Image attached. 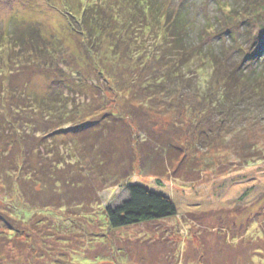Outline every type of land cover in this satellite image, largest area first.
Instances as JSON below:
<instances>
[{
	"label": "rangeland",
	"instance_id": "rangeland-1",
	"mask_svg": "<svg viewBox=\"0 0 264 264\" xmlns=\"http://www.w3.org/2000/svg\"><path fill=\"white\" fill-rule=\"evenodd\" d=\"M108 1L0 0V34L7 31L12 36L10 56L13 60L24 52L35 53L31 46L24 49L20 43L15 45L22 31L34 32L39 27L43 37L31 42L36 49L49 40L56 46L55 58L48 63L42 65L35 60L25 66L11 65L6 87L12 91L10 99L15 105L11 106L12 111H4V115L12 116L19 133L24 130L19 115L23 108L18 103L23 92L28 96L41 90L51 97L53 92L62 95L67 89L73 92L87 86L107 88L109 76L134 78L145 86L129 93L122 87L121 91L125 100L121 99L120 109L133 107L132 110L139 113L138 120L121 115L124 121L116 119L118 127L114 125L105 131L106 137H110L111 131L116 132L115 141L120 144V150L111 152L113 157L123 152L126 158L136 160L134 169L128 170L130 176L123 177L124 167L115 164L114 177L108 175V182L103 179L106 176L103 169L90 172L94 175L98 171L102 177L100 187L96 183L92 185L91 178L87 181L91 186L85 184L88 187L82 189L84 192L76 186L79 183L68 185L64 190L66 194L87 200L88 209L95 202L90 203L89 198L96 200L97 214L71 210L69 213L76 216L67 217L66 211L55 209L49 202L52 207L48 206L44 213H40L42 207L34 208L36 212L39 210V219L31 213L25 226L14 222L18 231L1 228L0 264H264V103L238 104L236 96L231 95L226 97L227 101L230 99L227 103L214 105L217 98L213 95L222 82L221 76H227L235 66L248 71V84L264 82V48L260 50L257 45L264 41V20H258L260 13L255 10V6L263 5L261 0L256 3L255 0H167L176 5L171 14L175 13L182 20L178 22L183 29L187 28L190 39L194 40V49H201L202 58L194 64L195 73L193 68L176 66V79L169 74L172 76L163 85H157L154 76L158 71L169 72L172 66L153 62L152 54L159 47L148 40L151 35L138 39L136 43L143 44L140 46L120 40L121 32L104 37L111 34L106 28ZM215 2L227 7L229 18L218 13ZM94 5L97 8L93 10ZM82 9L83 12L90 9L88 17L93 23H81ZM247 16L254 26L243 23ZM71 17L79 19V25H70L71 20L67 18ZM261 17L264 19V14ZM81 24L88 34L82 33ZM226 31H234V35ZM56 39H64L70 50H78L79 57L56 45ZM239 45L243 47L242 55L238 53ZM111 50L121 58L115 63V57L109 54ZM20 51L23 53L18 55ZM244 51L251 58L244 57ZM96 56H101V59L97 57L100 61H92ZM212 57L220 62V73L210 80L212 64L206 59ZM188 59L187 55L181 61ZM104 63L110 67L109 73L102 75L98 70ZM51 70L57 71L64 80L51 84L47 75ZM148 82H153L149 86L154 89L146 87ZM210 82L208 94L200 93ZM111 88L117 89V86L112 84ZM153 92L157 94L151 97ZM167 92L170 96H166ZM25 119L35 122L30 116ZM132 127L134 131L138 127L147 128L146 131L153 128L162 142L158 139L142 141L143 134H138L133 143L128 133V130L133 131ZM120 135L128 139L132 150L126 152ZM29 139L38 144L30 136ZM160 158L162 162L166 159L169 168L158 188L155 177L147 174H152V170H157L158 177L164 174V169L154 166ZM4 179L0 178V212L8 216L13 209L11 196H33H29L26 188L23 191ZM126 180L169 196L176 206V215L108 229L104 205L109 203L113 207L126 198ZM34 201L41 204L39 200ZM40 201L44 204L45 200ZM50 212L58 216L56 221L47 218Z\"/></svg>",
	"mask_w": 264,
	"mask_h": 264
},
{
	"label": "trees",
	"instance_id": "trees-1",
	"mask_svg": "<svg viewBox=\"0 0 264 264\" xmlns=\"http://www.w3.org/2000/svg\"><path fill=\"white\" fill-rule=\"evenodd\" d=\"M261 3L263 4L262 6L260 4L255 6V10L260 13V17H258L259 21L264 20L261 17L264 14V0H261ZM168 4L170 5V9L176 8L174 2L172 3L167 0H109L107 7L109 12L107 20L109 22L106 28L111 34H106L104 37H111L113 33L121 32L123 36H120V40H125L126 43L140 46L143 44L140 42L137 44L136 41L151 35V38L148 40L154 41L159 47L156 50L157 52L154 51V54H152L154 58L153 62L172 66V70L169 72H156L154 80L157 82V85L160 83L163 85L167 81V78L172 76H168L169 74H173V78L176 79V66L188 67L189 69L193 68L195 73L196 68L194 64L198 59L202 58L201 49H194L193 38L190 39L187 28L183 29L184 26L178 22L182 20L175 16V13L171 14L174 10L168 11ZM85 5L88 4L86 3ZM215 6L218 13H222V16L225 18L230 17V12L226 6H222V4L217 2H215ZM91 7H93V10L97 8L95 5ZM90 9L88 11L84 10V12L82 9L81 23H93V20H90V16L88 17ZM68 16L70 17V15ZM74 16L76 15L74 14ZM67 20H71L69 21L70 25H79V19L71 17L70 19L67 18ZM250 20L249 16L244 17L243 21L245 22L243 23L252 25ZM219 21L221 20L219 19ZM98 26L99 20L96 21V29L99 30ZM252 26H254V23ZM81 29L82 31L84 30L82 24ZM34 30V32L30 30L19 33L18 38L15 39V45L20 43V47L24 49L31 46L34 48L35 53L30 54L24 52L23 56L16 57L15 60L10 56V41L13 39L12 36L7 31H3L0 34V178L4 177V181H10L18 185V187L23 188V191L26 188L29 196H33L32 198L23 195L20 197L15 195V197H10L12 199L10 206L13 209L10 211L11 215L9 214L8 216L0 212V232L2 231L1 228L3 230L5 228L7 231H18L19 227L13 223L19 221L24 225L31 213L35 214L39 219V210L36 212L34 208L36 206L39 209L42 207L40 213H44L47 210L46 208L51 206L48 204L49 202L53 204L52 206L55 209L62 212L66 211V214H68L67 217L70 215L76 216V214L69 213L71 210L97 214L95 211L96 208L94 209L96 200L89 198V200H92L90 203L95 202L88 209L86 207L88 204L87 200H82L78 195L71 197L64 190L68 189L67 187L71 185V182L79 183L76 186L81 188V190L84 187L91 186L87 182L90 180L88 178H91L92 185L96 183L100 187L102 185V177L98 174V171L94 175L90 173L96 169H103L105 171L106 176H103V179L108 182V175L114 177L113 165L120 164L124 167L126 174L123 177L130 176L127 174L129 168L134 169V165H136V160L132 157L126 158L123 152L117 157L112 156L111 152L120 150V144L115 141L117 138L116 132L111 131L110 137H106L107 134L105 133L107 129L115 127L114 125L118 127V122L124 121L122 116L129 117L135 121L136 119L138 120L139 113L132 110L133 107H130V109L127 108L126 110L120 109L121 99L123 98L125 100L124 95L121 93L122 87L126 93L133 92L136 87L145 88L140 81L134 78L128 80L126 77L109 76L108 83L110 88L87 86L76 88L73 92L67 89L62 95L53 92L51 97L47 96L41 90L28 96L26 92H23L21 98H19L20 102H18L20 107L23 108V112L19 114L24 126V130L21 131L22 133H19L18 126L12 119V116L4 115V111H12L11 106L15 105L10 99V95L12 96L13 93L6 87L12 69L11 65L25 66L35 62V60L43 65V63H48L55 58L56 46H53L50 40H46L48 42L44 44L45 46L37 49L31 45L32 41L43 37L39 27H36ZM84 32H82L84 35L88 34ZM226 33L228 35H234V31H226ZM209 36L210 34L206 35V37ZM87 39H90V36ZM148 40L144 41L147 43ZM55 43L67 53L79 57L78 50H70L69 44H66L64 39H56ZM257 45H259L258 49L261 50L262 47L264 48V41ZM236 46L234 47L236 48ZM238 50V53H243L241 52L243 50L242 46L239 45ZM124 51L128 52L127 50ZM135 51L137 53L138 50L135 49ZM22 53L20 51L18 55ZM109 54L115 57L113 63L121 59L112 50ZM181 55L183 58H181ZM187 55L189 59L185 60V62L187 61L189 64H184L185 62L181 60ZM243 56L248 59L251 58L247 51H244ZM97 57L101 59V56H96L92 61L99 60ZM86 60L91 61L89 59ZM206 60L207 63L209 61L212 64V68H209L210 80L217 78L216 74L220 73L218 71L220 62L213 57L207 58ZM254 60H256V56H254ZM104 66L98 70L102 75L109 73L107 71L110 67L109 64L104 63ZM247 72L246 69L235 66L234 70L228 73L227 76L223 77V74L221 76L222 82L219 83L217 92L213 94L217 98L214 105L227 103L230 99L227 101L226 97L229 98L231 95L236 96L238 104L249 102L257 105L264 103V82H254V85L248 84L250 78L247 77ZM194 73L191 71V80ZM54 74L59 76L55 77ZM47 75H50L51 84H55L57 80L60 82L64 80L57 71L51 70ZM211 82L209 85L203 86L202 92H199L207 95L208 89L211 88ZM112 84H115L117 89L111 88ZM149 85H153V82L146 83V87L154 89ZM239 90H242L241 93H239ZM164 92L162 91L161 93ZM155 93L157 94V92H153L151 97L153 95L155 96ZM83 94L85 95L81 98ZM113 96L117 98L112 99L111 97ZM166 96H170L169 92H167ZM202 97L204 98L203 95ZM114 100L118 102H114ZM210 102L213 101L210 100ZM117 103H119L117 107H109V105H116ZM227 107L229 110L230 107ZM24 108L27 110L24 111ZM15 109H18V107L15 106ZM26 116L35 118V122L26 120ZM132 129L133 131L128 130V133H130V138L133 137V143L138 134H143L142 141H156L158 139L159 142H162V139L160 137L158 138L160 135H156L154 132L155 129L153 128L147 131L145 130L147 128L144 127H138L135 131L134 127ZM29 136L38 144H33ZM119 137L123 138L121 135ZM164 137L167 139L166 136ZM123 139L125 141V147L123 148L125 150L127 149L126 152L132 150L129 147L128 139L126 137ZM161 159H158L154 166L155 168L160 166L162 170L164 169V174L158 177L157 170H152V174H147L155 177L156 181L154 182L158 185V188L161 187V177L167 174V169L169 168V163L166 162V159L164 162ZM82 162H85V164ZM142 171L146 170L143 169ZM127 180L124 183L126 198L113 207L109 203L104 205L106 207L104 213L107 218L108 229H118L136 223L167 219L176 215V206L169 196L162 192L153 191L152 189L149 190L139 184H130ZM34 200H39L41 204H38ZM40 200H45L44 204ZM97 202L99 203V201ZM77 207L83 208L79 209ZM101 211H103V208ZM52 213L50 212L48 216L44 215L50 221H56L58 216L54 212ZM81 214L83 215L84 213ZM96 220L99 222L103 221L97 218ZM61 222L63 223V221ZM34 223L36 222L34 221ZM9 225H13V228L9 227ZM262 236L264 237V234Z\"/></svg>",
	"mask_w": 264,
	"mask_h": 264
}]
</instances>
